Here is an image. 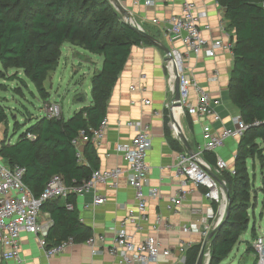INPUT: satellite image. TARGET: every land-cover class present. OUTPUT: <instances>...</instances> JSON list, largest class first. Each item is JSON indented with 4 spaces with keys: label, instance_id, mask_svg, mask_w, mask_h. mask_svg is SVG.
Returning a JSON list of instances; mask_svg holds the SVG:
<instances>
[{
    "label": "trees",
    "instance_id": "1",
    "mask_svg": "<svg viewBox=\"0 0 264 264\" xmlns=\"http://www.w3.org/2000/svg\"><path fill=\"white\" fill-rule=\"evenodd\" d=\"M262 1L217 0L224 11L225 29L234 41L229 95L249 127L239 139L235 172L226 170L223 174L231 204L228 217L210 240L209 264H220L226 259L247 229L250 204L247 158L250 154L264 157L257 143L264 140ZM66 43L103 57L102 67L91 78V103L68 118L38 117L15 142L8 136L0 141L2 160L11 167L25 168L23 180L36 195L42 193L55 174L62 175L68 184L79 185L99 168L94 144L86 142L80 158L73 140L81 130L92 133L107 116L113 88L133 47L154 41L126 22L110 0H0V63L5 68L22 69L45 100L50 95L44 82L58 66ZM187 119L193 128L192 117L188 115ZM8 120L6 107L0 103V126ZM29 133L35 138H29ZM166 135L175 149H183L168 128ZM206 157L212 163L216 160L214 153H206ZM75 197L70 194L64 200L58 197L44 203L42 211H48L53 219L47 235L50 245L69 238L80 241L90 237L91 228L81 220ZM67 203L73 207L68 208ZM218 207L215 203V212ZM202 246L194 244L188 249L186 264L197 263Z\"/></svg>",
    "mask_w": 264,
    "mask_h": 264
},
{
    "label": "crops",
    "instance_id": "2",
    "mask_svg": "<svg viewBox=\"0 0 264 264\" xmlns=\"http://www.w3.org/2000/svg\"><path fill=\"white\" fill-rule=\"evenodd\" d=\"M193 1L209 14L208 20L212 29L204 31L205 36L211 40L220 39L225 42L232 39L231 33L225 29L227 22L224 11L217 0ZM119 2L131 13L130 19L148 30L161 44L170 49L178 48L183 51L185 66L192 77L210 90L214 97L220 99L218 112L222 120L214 122L216 131L219 132L224 127H234L233 119L240 113L229 95L228 88L233 66L232 50L220 48L214 57L197 56L193 52L187 53L181 41H172L167 34L165 20L173 14L183 12L182 0H119ZM156 19L160 22L156 23ZM87 57L91 59L90 56ZM194 95L193 92L192 96ZM172 96L165 66V51L155 42L134 46L109 99L106 116L108 124L103 137L94 145L99 156L100 169L121 167L124 173L116 187L99 183L88 192L75 197L80 218L91 228L90 237L95 239V245L93 247L89 245L88 238L73 241L60 254L48 257L39 238L35 234L24 232L20 240L19 259L3 258L0 246V264H118L116 257L111 253V245L121 227V221L127 214V209L136 204L135 191L127 179V161L116 149L119 143L131 141L136 134V129L127 125L129 121H142L150 127L152 147L148 156L149 178L150 183L160 189L161 195L156 199H148L147 213L139 222V227L129 224L127 229L135 235L136 240L150 236L161 243V251L166 248L173 250L168 261L161 260L158 264L177 261L179 255L177 244L180 240L192 244L202 243L201 234L184 232L181 228L185 224L201 222L206 218L211 201L204 196V188L196 187L189 182L185 187L187 193L184 194L182 203L172 208L168 206L170 198L179 196L183 179L175 168L176 155L180 150L172 146L166 135V129L171 131V128L169 110L165 107V102ZM145 99L151 101L149 105L145 104ZM82 101L79 100L74 112L84 105ZM180 123L191 143L197 144L202 141L200 125L194 124L191 128L185 117L180 119ZM195 126L199 127L198 135H195L193 130ZM178 143L180 146L181 143L179 141ZM238 143V138H229L216 150L227 160L231 168L235 164ZM83 148L84 145L82 150ZM145 191L149 192V186L145 187ZM97 194L106 197L105 203L93 204ZM49 216L51 215L48 211H42V219ZM158 217H161V222ZM168 224L172 227L169 228Z\"/></svg>",
    "mask_w": 264,
    "mask_h": 264
},
{
    "label": "built area",
    "instance_id": "3",
    "mask_svg": "<svg viewBox=\"0 0 264 264\" xmlns=\"http://www.w3.org/2000/svg\"><path fill=\"white\" fill-rule=\"evenodd\" d=\"M110 1L116 6L113 0ZM182 4L181 14H173L165 20L166 31L172 41H181L187 53L193 52L197 56L214 57L217 49L220 48L232 50L233 39L225 42L220 39L211 40L204 35V31L212 29L208 20L209 14L205 9L199 8L193 0H182ZM262 5L264 7V0ZM155 22L160 21L156 19ZM184 54L178 48H171L169 52H165L168 83L173 93V96L165 102V107L169 110L171 134L183 146V149L177 152L175 163L178 175L183 177L182 187L179 196L170 198L168 206L172 208L182 203L183 196L187 193L185 187L189 182L196 187L204 188V196L211 201L206 218H203L201 222L185 224L181 229L184 232L201 234L203 236L201 244L206 247V251L208 250L206 255H209L211 240L209 235L220 219L223 194L227 187L223 174L226 170L235 172L234 167L231 168L227 160L216 150L223 146L229 138L240 139L249 125L239 114L233 119L234 127H224L219 132L216 131L214 122L218 123L222 120L218 112L220 99L214 97L210 90L192 77L185 66ZM176 78L179 80L180 89L178 100L174 98ZM193 92L194 96H192ZM144 102L149 105L151 101L145 99ZM61 111L62 107L59 103L51 102L47 108V115L60 117ZM188 115L192 117L194 124L200 125L202 129V141L191 144L188 140L192 147L191 150L183 141L182 135L185 133L180 123V119L187 118ZM107 124L108 120L105 117L99 127L92 129V133L81 130L74 138L73 143L80 158H83L82 146L88 141L97 145L103 137ZM127 125L134 127L136 134L131 141L119 143L116 149L124 155L127 161V179L135 191L136 204L127 209V214L121 221V227L118 229L110 250L118 264H158L161 260L168 261L173 250L166 248L161 251V243L150 236L136 240L135 235L127 229L129 224L139 227V222L145 218L147 213L148 199H156L161 195L160 189L152 185L149 178L148 156L152 147L150 127L142 121H129ZM28 137L33 139L35 135L29 133ZM206 153H214L215 162H210ZM24 172V167L19 165L11 167L0 157V246L2 247L1 255L5 259H19L20 240L24 232L35 234L39 238L48 257L60 254L74 240L69 238L57 245L49 244L47 235L53 219L51 216L42 219L44 203L58 197L65 199L70 194H83L99 183L116 187L124 170L121 167L98 168L93 171L89 180L79 185L68 184L62 175L55 174L40 195H36L24 182ZM147 186H149L148 193L145 191ZM106 200L104 195L97 194L93 204H103ZM215 203L219 206L217 212L214 209ZM67 206L72 208L73 204L67 203ZM158 219L161 222V217ZM168 227L172 225L168 224ZM87 243L93 247L95 239L90 237ZM192 245L194 244L180 240L177 244L178 259L170 264H186L187 251ZM254 246L258 253L257 264H264V236L258 235Z\"/></svg>",
    "mask_w": 264,
    "mask_h": 264
},
{
    "label": "rangeland",
    "instance_id": "4",
    "mask_svg": "<svg viewBox=\"0 0 264 264\" xmlns=\"http://www.w3.org/2000/svg\"><path fill=\"white\" fill-rule=\"evenodd\" d=\"M102 60L101 55L66 43L58 66L48 73L44 82L50 95L48 100L41 97L35 84L25 76L22 69L5 68L0 63V103L6 107L9 117L8 123L0 126V138L8 136L15 142L36 118L47 115L51 102L61 105V116L65 118L74 112L79 100L82 99L84 105L90 104L91 78L102 67ZM193 130L195 135L199 134L198 126ZM257 143L264 151V140L259 139ZM247 169L250 179L247 229L241 233L230 255L220 264H255L258 259L254 242L258 235L264 236V157L261 159L250 154ZM224 205L222 199L220 216Z\"/></svg>",
    "mask_w": 264,
    "mask_h": 264
},
{
    "label": "water",
    "instance_id": "5",
    "mask_svg": "<svg viewBox=\"0 0 264 264\" xmlns=\"http://www.w3.org/2000/svg\"><path fill=\"white\" fill-rule=\"evenodd\" d=\"M119 2V1H118ZM119 5L121 6V8H123L124 10H126L122 5L121 3L119 2ZM116 9L118 10L117 6H115ZM121 14V11L118 10ZM122 15V14H121ZM122 18L126 21V22H129L128 20H126L124 18V16L122 15ZM130 23V22H129ZM133 26H135L139 31H141L143 33V35L149 39H151L152 41H154L155 43H157L165 52H169L170 51V48L161 44L151 33L147 32L143 27L137 25V24H133L131 23ZM176 75H177V72H175ZM176 100H178L180 98V89H179V80L178 78H176V81H175V97H174ZM182 138H183V141L186 145V147L188 149H192L191 147V144L190 142L188 141L187 137H185V135H182ZM226 195H227V206H226V215L222 218L219 219L216 227L213 229V231L210 233L209 237L212 238L213 236L216 235V233L220 230V228L222 227L225 219L228 217V214H229V210H230V204H231V200H230V196H229V191H228V188L226 187ZM206 247L205 246H202V249L200 251V254H199V257H198V260H197V263L196 264H209L210 263V260H211V253L209 252V255H208V259L207 261L205 260L206 259Z\"/></svg>",
    "mask_w": 264,
    "mask_h": 264
},
{
    "label": "bare ground",
    "instance_id": "6",
    "mask_svg": "<svg viewBox=\"0 0 264 264\" xmlns=\"http://www.w3.org/2000/svg\"><path fill=\"white\" fill-rule=\"evenodd\" d=\"M113 2L116 4L118 10L121 11V14L124 16V18L126 20H128L130 23H133V24H136L135 22H133L130 17H131V13H129L127 10H124L123 8H121V6L119 5V2L118 0H113ZM223 199H224V202H225V205H224V209H223V212H222V215L220 216V218L224 217L226 215V206H227V195H226V192H224L223 194ZM208 259V254H207V257H206V261Z\"/></svg>",
    "mask_w": 264,
    "mask_h": 264
}]
</instances>
